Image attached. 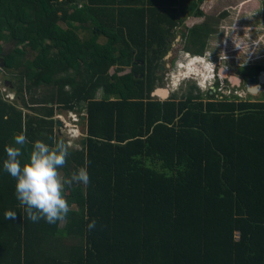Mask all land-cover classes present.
<instances>
[{"label":"trees","instance_id":"16d2710c","mask_svg":"<svg viewBox=\"0 0 264 264\" xmlns=\"http://www.w3.org/2000/svg\"><path fill=\"white\" fill-rule=\"evenodd\" d=\"M187 8L203 14L196 0H0V69L23 102L0 92V264H264V98H204L195 84L154 95ZM210 23L187 51L200 54ZM81 109L87 132L66 141L61 171L86 165L91 183L66 189V221L34 223L5 145L20 132L51 143L59 112Z\"/></svg>","mask_w":264,"mask_h":264},{"label":"rangeland","instance_id":"374dc122","mask_svg":"<svg viewBox=\"0 0 264 264\" xmlns=\"http://www.w3.org/2000/svg\"><path fill=\"white\" fill-rule=\"evenodd\" d=\"M199 8L203 11V14L199 16L191 13L187 8L183 14V21L175 28L177 36L172 42L173 46L170 51L173 55L170 58H167V56L165 57L166 61H164V66H166V69L164 70L165 73L162 74L163 78L157 83V89L159 87L167 88L172 94L175 90H177V93L183 94L188 90L190 84H195L199 87L198 82L191 77L193 74L189 73L188 70V66L193 62L191 60H195L193 58L195 53L191 52L190 56H188L185 52L186 49L184 46L185 40H188L190 37V29L194 26L201 27L204 25L203 22L209 20L211 22V30L210 34H207L205 37V43L199 44L196 41L194 44V49L199 50L200 54H203L200 58L196 57V59L200 60H195L197 62H193L195 63L194 66L197 70L202 71L201 73L207 78L206 81V78H203V75L200 73L201 77L199 78L198 76V80L200 79L203 86L197 88V93H201L204 98L210 96L220 97L217 94V91L215 89L212 90L210 87L213 85V82L211 81H215V78H213V74L211 73L213 67H209V65L215 64L225 67L223 62L226 60L225 64L228 65V67H243L245 69L244 73L246 74L255 72V70H251L252 67L264 66V0H205L204 2H200ZM223 11H227V15L223 16V14H220ZM62 25L70 27L66 22H62ZM75 28L76 31L73 30L80 36V38L89 37L91 35V31L83 27H77V24ZM69 29H71V27ZM7 38L8 37L5 36L2 40L6 52L15 47V45ZM193 38L194 37L190 38L191 42L193 41ZM99 40L103 42L107 40V38L101 36ZM18 46L29 51L27 59L32 60L35 52L32 53V51L29 50V46L26 44ZM198 54L199 53H196V55ZM169 64L172 66H167ZM0 68H3L1 62ZM115 70L116 67L112 69V72H115ZM130 70L131 68H127L123 73L129 72ZM197 70L194 71L196 75L199 73ZM10 75L11 74L7 70L0 69V92L5 100L10 102L18 100L17 102L20 105H23V102L17 99L14 86L11 84L8 87L5 84V81L11 79L9 77ZM71 75L75 76L74 73H71ZM219 82L220 80H217L216 84ZM246 82L247 81H245L244 86H241L239 89L237 87H230L231 90H228L225 93L221 91V93H223V96H232L234 98H237L238 95L244 97L247 96L245 100L247 98L252 100L264 98V85L258 94L250 95L245 86ZM209 84L211 85L209 86ZM216 84L215 86L213 85L214 88H217ZM39 91H45V93H48L49 89L47 91ZM39 91L36 89V94ZM211 91L213 93H211ZM104 95V91L99 90L97 97L103 98ZM156 97L162 98L163 96L156 95ZM72 116H78L79 118V123L75 125V129H73L74 125H72ZM82 117H84V119L87 117V111L85 109H81V111L76 110V112L61 110L55 117V119L62 124L59 126L57 122L56 126V132L60 138L68 141V139H71L72 133L74 137H77L80 132L85 133L86 135V121L83 120ZM83 144L84 142L81 143L78 148L82 147ZM69 145H74V142L69 141ZM73 148L75 147L73 146Z\"/></svg>","mask_w":264,"mask_h":264},{"label":"clouds","instance_id":"9594fccd","mask_svg":"<svg viewBox=\"0 0 264 264\" xmlns=\"http://www.w3.org/2000/svg\"><path fill=\"white\" fill-rule=\"evenodd\" d=\"M196 57L200 58L193 56L195 60ZM210 66L213 67L211 69L213 74L218 65ZM213 78L216 80L218 77L213 74ZM77 123L79 121H73L72 125ZM81 136H85V133L80 132L77 137L72 133L70 140ZM49 139L51 143L41 139L29 141L26 134L20 132L14 134V142L6 144L4 148L6 157L3 159V170L14 180V195L26 217L34 223L41 220L48 224L66 221L71 211L65 195L66 189L74 185L88 186L91 183L86 165L78 167L70 174H62L61 170L67 166L70 145L64 139L54 137ZM29 144L31 147L25 153V148ZM25 155L26 158L22 159ZM16 217L15 211H5V219L15 220ZM96 227L97 222L93 219L86 225V230L92 231Z\"/></svg>","mask_w":264,"mask_h":264},{"label":"flooded vegetation","instance_id":"af4514ba","mask_svg":"<svg viewBox=\"0 0 264 264\" xmlns=\"http://www.w3.org/2000/svg\"><path fill=\"white\" fill-rule=\"evenodd\" d=\"M199 4H200V2H204L205 0H196ZM220 14H223V16L224 15H227V11H223V12H221ZM206 22H209L210 23V21L208 20V21H206ZM206 22H203V23H205L206 24ZM210 34V32L208 33V35ZM211 36H212V34H211ZM185 47V46H184ZM173 55V54H172ZM224 59H225V57H224ZM216 60V59H215ZM226 63V60L223 62V65L225 66V67H223V66H221V65H219V66H217L214 70H213V74L216 76V77H218L216 80H220V82L219 83H217L216 84V80L213 82V85L215 86V84H216V86H217V88H214V86L213 85H211V84H209V86L212 88V90H216L217 91V94L220 96V97H215V98H225V96L226 95H224L223 96V93H225L226 91H228V90H231V88L230 87H237L238 89L239 88H241V86H244V82L245 81H247L246 82V84H245V86L247 85V83L249 82V80L251 79V78H255V79H257L258 80V78H259V75L263 72H259V73H255V72H252V73H250V74H246V73H244V68L243 67H241V68H239V67H236V68H233V67H228V65H226L225 64ZM167 66H172L171 64H169V65H167ZM161 68H162V70H161V74H163V73H165L164 72V70L166 69V66H164V64L163 65H161ZM256 68V67H255ZM255 68H251V70H255ZM257 72V71H256ZM199 74V73H198ZM236 74H237V76H236ZM257 74H258V76H257ZM192 78H193V80H195V81H197L198 82V86H199V88L200 87H202L201 86V82H200V79L198 80V76L197 75H192L191 76ZM232 77V78H231ZM200 78V77H199ZM184 81V80H183ZM242 90V89H241ZM219 91H220V93H219ZM221 91L223 92V93H221ZM237 91V90H236ZM174 93H177V90H175L174 91ZM211 93H213L212 91H211ZM170 95H172V93H170ZM222 96V97H221ZM210 97H214V96H210ZM227 97V96H226ZM247 96H243V97H241L240 98V96H238L237 98L238 99H240V100H244L245 98H246ZM208 98V97H207ZM231 100H236L234 97H232V98H230ZM248 99V98H247ZM246 99V100H247Z\"/></svg>","mask_w":264,"mask_h":264},{"label":"water","instance_id":"95a60500","mask_svg":"<svg viewBox=\"0 0 264 264\" xmlns=\"http://www.w3.org/2000/svg\"><path fill=\"white\" fill-rule=\"evenodd\" d=\"M172 52H169V54L167 55V58H170L172 56ZM0 62H1V66L4 65V62H3V58L1 57L0 58ZM7 86H10L11 85V82L10 81H6L5 83ZM264 85V72L261 73V75L259 76L258 80L255 79V78H251L249 80V82L247 83L246 87H247V90L250 94L252 95H255V94H258L260 91H261V88L262 86ZM156 94L158 95H162L163 98H168L170 96V92L167 88H158L156 91H155ZM154 93V95H155ZM58 125L61 126V122L58 121Z\"/></svg>","mask_w":264,"mask_h":264},{"label":"bare ground","instance_id":"6f19581e","mask_svg":"<svg viewBox=\"0 0 264 264\" xmlns=\"http://www.w3.org/2000/svg\"><path fill=\"white\" fill-rule=\"evenodd\" d=\"M199 60H200V59H197V61H199ZM191 61H193V62H195V63L197 62V61H195V60H191ZM193 62L191 63V65L188 66V70H189V73H192L193 75H196L194 71H196L197 69H196V67L194 66L195 63H193ZM197 72H199V74H198L197 76L201 77V74H202L201 72H202V71L197 70ZM200 73H201V74H200ZM202 75H203V74H202ZM204 76H205V75H203V78H206V76H205V77H204ZM206 81H207V78H206Z\"/></svg>","mask_w":264,"mask_h":264},{"label":"built area","instance_id":"2783aa9c","mask_svg":"<svg viewBox=\"0 0 264 264\" xmlns=\"http://www.w3.org/2000/svg\"><path fill=\"white\" fill-rule=\"evenodd\" d=\"M238 96H240V98L241 97H243V96H241V95H238ZM228 98H232V96H227ZM73 117V121H75V122H78L79 121V118H78V116H72ZM74 127H76L75 125L73 126V129H75ZM80 135V134H79Z\"/></svg>","mask_w":264,"mask_h":264},{"label":"crops","instance_id":"0c3cea01","mask_svg":"<svg viewBox=\"0 0 264 264\" xmlns=\"http://www.w3.org/2000/svg\"><path fill=\"white\" fill-rule=\"evenodd\" d=\"M197 16V15H196ZM199 16V15H198ZM106 38V37H105ZM180 38H181V35H180ZM189 56H190V53H191V51H185ZM196 54H194L193 56H195ZM199 56H201V55H203V54H198ZM198 55H196V56H198ZM160 88V87H159ZM157 90V89H156ZM155 93V92H154ZM155 95H158V94H156L155 93ZM160 96V95H159Z\"/></svg>","mask_w":264,"mask_h":264}]
</instances>
